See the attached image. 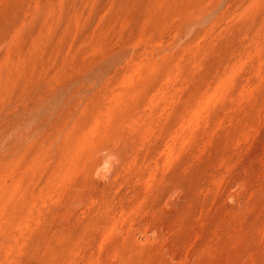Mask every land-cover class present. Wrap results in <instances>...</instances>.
<instances>
[{
  "label": "rangeland",
  "instance_id": "374dc122",
  "mask_svg": "<svg viewBox=\"0 0 264 264\" xmlns=\"http://www.w3.org/2000/svg\"><path fill=\"white\" fill-rule=\"evenodd\" d=\"M0 264H264V0H0Z\"/></svg>",
  "mask_w": 264,
  "mask_h": 264
}]
</instances>
